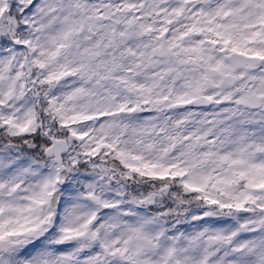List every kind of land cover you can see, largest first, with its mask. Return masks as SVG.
<instances>
[{
    "label": "snow or ice",
    "instance_id": "snow-or-ice-1",
    "mask_svg": "<svg viewBox=\"0 0 264 264\" xmlns=\"http://www.w3.org/2000/svg\"><path fill=\"white\" fill-rule=\"evenodd\" d=\"M0 264H264V0H0Z\"/></svg>",
    "mask_w": 264,
    "mask_h": 264
}]
</instances>
